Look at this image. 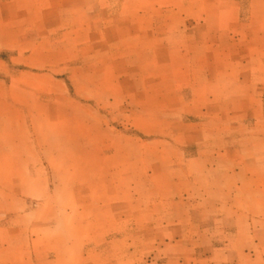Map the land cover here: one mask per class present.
I'll list each match as a JSON object with an SVG mask.
<instances>
[{
  "label": "rangeland",
  "instance_id": "1",
  "mask_svg": "<svg viewBox=\"0 0 264 264\" xmlns=\"http://www.w3.org/2000/svg\"><path fill=\"white\" fill-rule=\"evenodd\" d=\"M30 1L0 45L28 264H264V0Z\"/></svg>",
  "mask_w": 264,
  "mask_h": 264
},
{
  "label": "crops",
  "instance_id": "2",
  "mask_svg": "<svg viewBox=\"0 0 264 264\" xmlns=\"http://www.w3.org/2000/svg\"><path fill=\"white\" fill-rule=\"evenodd\" d=\"M30 4V0H0V45H7L11 42L1 38H11L19 35H16L15 31L23 26L24 20L28 19ZM10 45H12V42ZM14 50L16 49L0 47V52ZM9 85H13L11 79ZM5 90H7V87ZM5 115L0 114V123L5 120ZM10 126H12L11 123L9 126L0 124V224H2L0 228V263L15 260L27 262L28 264V262L33 263L41 259L36 254L40 245H35L31 238L26 236L27 234L23 237V234L30 228L28 227L30 214H37V209L32 210L28 201L29 197L34 193L33 190H35L33 189L35 186H33V182L37 181L43 185L44 181V175H35V172H31L30 166L40 165L44 162L39 160V157L31 159L27 152L19 151L18 147L21 142H15L14 134L16 131L7 128ZM42 188L44 189V187ZM43 189L40 191L38 188V194L40 191L41 195H45L46 191H43ZM15 203L18 209H15ZM15 212H20L21 215L9 217ZM19 221L23 222L27 227L23 228L24 231L18 226L16 232L22 235L21 237L13 238L11 236L15 231L14 227ZM175 245H180L184 248V252L188 253L187 245L184 246L182 241H179V244L175 243ZM40 252L42 251L40 250Z\"/></svg>",
  "mask_w": 264,
  "mask_h": 264
}]
</instances>
